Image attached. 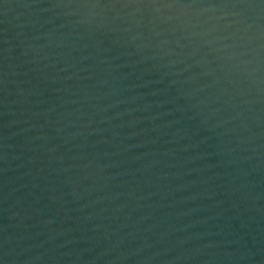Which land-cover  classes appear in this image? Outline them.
<instances>
[{
  "label": "water",
  "instance_id": "1",
  "mask_svg": "<svg viewBox=\"0 0 264 264\" xmlns=\"http://www.w3.org/2000/svg\"><path fill=\"white\" fill-rule=\"evenodd\" d=\"M0 264H264V0H0Z\"/></svg>",
  "mask_w": 264,
  "mask_h": 264
}]
</instances>
